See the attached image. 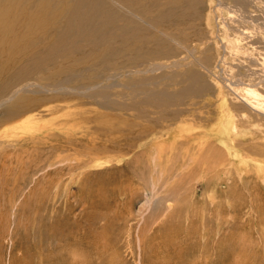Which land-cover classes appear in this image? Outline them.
Wrapping results in <instances>:
<instances>
[{
  "label": "rangeland",
  "instance_id": "obj_1",
  "mask_svg": "<svg viewBox=\"0 0 264 264\" xmlns=\"http://www.w3.org/2000/svg\"><path fill=\"white\" fill-rule=\"evenodd\" d=\"M180 3L142 22L179 41L149 32L171 50L151 63L172 67L122 74L113 109L89 94L12 120L0 106V264H264V0Z\"/></svg>",
  "mask_w": 264,
  "mask_h": 264
},
{
  "label": "bare ground",
  "instance_id": "obj_2",
  "mask_svg": "<svg viewBox=\"0 0 264 264\" xmlns=\"http://www.w3.org/2000/svg\"><path fill=\"white\" fill-rule=\"evenodd\" d=\"M145 3L146 0H0V12L3 11L0 17V68L10 71L8 75L11 77L0 82V106L10 104L6 119L25 117L39 107L35 104L56 101L60 96L89 94L91 99L101 98L93 100L94 103L113 109L111 92L118 86L115 80L122 74L151 72L150 68L159 71L168 67L165 63H151L158 56L167 58L171 50L167 42H159L158 36L149 32L158 30L169 42L179 44V41L151 22V28H143L142 22L150 21L152 10L162 20L170 12L181 10V3L177 6L178 0H156L154 9L149 8L151 12L143 9ZM128 14L139 18L140 23ZM9 15L10 23L3 20ZM145 43H157V47L160 43L162 51L148 49L144 54ZM144 58L152 65H148L146 71L137 70ZM177 64L180 62L173 66L177 67ZM152 84L129 82L131 89L138 87L141 93ZM197 89L193 84L177 93V98L164 101L163 95L154 102L146 99L144 103L173 105L177 99L197 93ZM251 95L254 92L251 91ZM117 104V108L122 109ZM224 106H227L226 99ZM25 123L28 125L31 120L26 119Z\"/></svg>",
  "mask_w": 264,
  "mask_h": 264
}]
</instances>
